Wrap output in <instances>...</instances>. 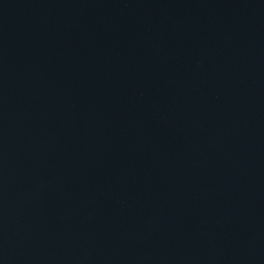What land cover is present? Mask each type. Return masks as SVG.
<instances>
[{
	"label": "water",
	"instance_id": "95a60500",
	"mask_svg": "<svg viewBox=\"0 0 264 264\" xmlns=\"http://www.w3.org/2000/svg\"><path fill=\"white\" fill-rule=\"evenodd\" d=\"M0 264H264V0H0Z\"/></svg>",
	"mask_w": 264,
	"mask_h": 264
}]
</instances>
